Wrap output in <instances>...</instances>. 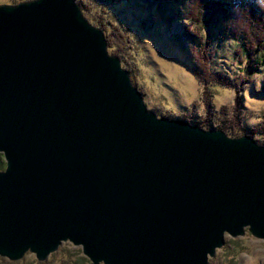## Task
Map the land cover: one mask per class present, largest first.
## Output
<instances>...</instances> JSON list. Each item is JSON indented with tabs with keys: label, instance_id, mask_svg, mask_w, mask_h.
<instances>
[{
	"label": "water",
	"instance_id": "obj_1",
	"mask_svg": "<svg viewBox=\"0 0 264 264\" xmlns=\"http://www.w3.org/2000/svg\"><path fill=\"white\" fill-rule=\"evenodd\" d=\"M79 0L0 4V256L210 264L264 240V144L159 115Z\"/></svg>",
	"mask_w": 264,
	"mask_h": 264
},
{
	"label": "rangeland",
	"instance_id": "obj_2",
	"mask_svg": "<svg viewBox=\"0 0 264 264\" xmlns=\"http://www.w3.org/2000/svg\"><path fill=\"white\" fill-rule=\"evenodd\" d=\"M96 1L98 0H79L85 12L87 5L93 6L94 9L91 7L89 9L88 17L94 23L102 16L104 12L102 10L107 2L115 3L114 5L122 11V14L125 11L120 7L123 6L120 0H102L103 2L100 3ZM141 1L147 3L148 6L146 7V16L141 21L142 25H140V29H137L140 33L138 31L134 32L136 37L122 41L115 31L116 28L110 34L106 33V35H108L110 43L117 47L114 52L121 57L124 66L130 70L133 82L144 94L145 102L150 109L161 116L166 115L176 118L186 116L196 124L197 121L205 119L204 116L207 111L204 102L209 99L201 96L205 82L199 81L194 74V68L191 65L194 57L191 50H189L190 44L186 40L189 33L185 34L183 29L186 27L185 24L190 21V18L185 16V13L189 11V0ZM226 1L233 4L235 0ZM18 2V0H0V4ZM132 5L135 7L134 4L130 3L131 8ZM155 12L159 17H163L162 23L165 36L176 48H180L184 56H192L189 59L191 64L186 65L169 52L165 54L162 51L163 49L159 48L160 44L150 30L151 25L155 23ZM109 14L107 12L106 16L110 17ZM221 16L220 9L216 13L218 24L214 26L211 24L212 27L204 28V38H209L211 41L214 53L213 68L216 71L225 73V76L232 78L234 82H237L238 75H244L243 70L248 64L249 73L247 74L249 78L244 80L243 86L238 91L241 98L240 104L237 106L244 134H253L255 133L252 132L255 130L254 127H264V61L262 64H258L259 61L256 60L261 50L253 53L252 58H248L246 54L241 53L242 40L233 35L234 29L233 25H230L231 23L229 24V32L232 31V34L225 35L227 33L225 29L226 21L221 20ZM170 18H172L171 21ZM119 19L114 14L113 20L119 23ZM127 20L132 23L129 19ZM220 21L222 25L219 24ZM100 26L105 31L104 26L102 24ZM144 28L145 30H143ZM195 68H198L196 62ZM232 90L217 87L216 93L213 91L211 114L215 116L220 113L223 104L230 105V110L233 111V106L236 103L234 99L236 93L234 88ZM207 97L211 96L207 95ZM235 115H237V112ZM216 124L217 121L214 126ZM254 139L260 144H264V133L261 132L259 135H255ZM79 248L81 249L80 246H76L70 241L63 242L56 252L58 258L53 264L61 262L62 252L69 253L72 259L77 258ZM50 259L51 255L47 261H39L35 254L29 251L21 260H18V264H42L44 262L52 264ZM210 259L214 260V262L210 261V264H264V240L253 236L249 231L237 238L228 235L226 236L225 245L217 250L215 257ZM13 262V260L0 256V264H15Z\"/></svg>",
	"mask_w": 264,
	"mask_h": 264
},
{
	"label": "trees",
	"instance_id": "obj_3",
	"mask_svg": "<svg viewBox=\"0 0 264 264\" xmlns=\"http://www.w3.org/2000/svg\"><path fill=\"white\" fill-rule=\"evenodd\" d=\"M24 1V0H18ZM123 6H120L122 9H125L122 14L118 7L112 2H107L105 8L102 10V16L100 19L96 20L99 24H102L107 32L110 34L114 28H116V33L120 36V40H125L127 38L131 39L136 37L134 32L140 29L142 25V19L146 16L148 6L147 3H143L141 0H120ZM97 3L103 2L102 0L96 1ZM130 3L134 4L135 7H130ZM145 6V7H144ZM93 8L91 5H87L86 15H89V9ZM94 9V8H93ZM96 9V8H95ZM134 9V10H133ZM221 9V20L226 21V32L227 34H232V31L229 32V24L233 25V35L240 38L242 41L241 53L246 54L248 58H252L253 53L261 50V53L256 59L258 64H262L264 61V0H235L234 3L230 4L226 0H189V11L185 13L187 18H190V21L185 24L184 27L185 34L189 33L186 37L187 43L190 44V49L192 56H184L180 48H176L170 40L165 36V29L162 23V18L159 17L157 12L154 13L155 23L151 25L150 30L153 32V36H156L157 42L160 44V49L166 54L170 53L175 56L178 60L184 62L186 65L191 64L190 58H192V67L194 68V74L199 81L205 82L201 92L202 97L208 98V101H205L206 113L204 118L200 121H197L196 124L204 128H220L227 132L230 136H241L244 134V131L241 127V119L238 113V106L240 104L239 92L242 84L245 79H248L249 66L246 64L245 69L243 70L244 75H238L236 78L237 82L228 76H225V73L221 71H216L212 66L213 59V48L211 46V41L209 38H204V28L212 27L218 24L216 13ZM107 12L110 13V17L106 16ZM134 12V13H133ZM101 13V11H100ZM114 14L120 18L118 22L113 20ZM104 19H103V18ZM129 19L132 23H130ZM172 18H170L171 21ZM220 19V18H218ZM128 21V22H127ZM126 23V24H125ZM137 23V25H136ZM144 24V23H143ZM220 25L221 21L219 22ZM123 26V27H122ZM228 27V28H227ZM145 30V28L143 29ZM142 30V32H143ZM140 33V31H138ZM184 35V34H183ZM189 41V42H188ZM110 50L115 51L117 47L110 43ZM195 62L198 68H195ZM192 68V69H193ZM221 87L223 89L232 88L235 89V105L233 106V111L230 110V105L223 104L220 109V113L217 115L211 114V102L213 91L216 93V88ZM210 95L211 97H207ZM244 96V95H243ZM204 101V100H203ZM207 105V106H206ZM237 112V115L235 113ZM239 116V117H238ZM179 118L190 121L191 119L186 118V116H179ZM216 126L214 124L216 123ZM252 132L253 134H248L254 137L259 135L261 132L264 133V127H254ZM262 129V131H261ZM260 143V142H259ZM5 160L3 155L0 153V168L5 167ZM237 241V239H236ZM64 249V248H63ZM78 257L75 259L70 258L69 253L62 252L60 257L59 264H93L88 257L83 254L82 249H78ZM57 253L51 254L50 263H54L57 260ZM210 261L214 262L213 259ZM13 263L18 264V261ZM42 263V262H39ZM42 264H48L46 262Z\"/></svg>",
	"mask_w": 264,
	"mask_h": 264
}]
</instances>
